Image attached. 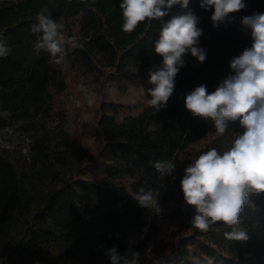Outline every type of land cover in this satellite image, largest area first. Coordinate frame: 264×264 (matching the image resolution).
Wrapping results in <instances>:
<instances>
[{
  "label": "trees",
  "instance_id": "16d2710c",
  "mask_svg": "<svg viewBox=\"0 0 264 264\" xmlns=\"http://www.w3.org/2000/svg\"><path fill=\"white\" fill-rule=\"evenodd\" d=\"M121 2L0 0V40L10 49L0 57V109L28 139L27 154L0 145V264H111V248L128 258L138 253L136 264H264V193H249L238 225L218 221L203 231L192 225L197 211L180 185L192 161L224 151L244 131L239 120L229 121L218 136L212 119L186 109L185 97L201 84L211 93L234 74L230 61L253 42L241 19L264 13V0H244L246 7L218 27L213 9L189 0L187 9L177 3L131 32L122 30ZM44 9L83 44L66 45L60 64L35 47L40 34L31 28ZM189 10L198 17L197 46L206 60L182 57L174 92L156 111L148 103L150 73L163 68L155 43L165 22ZM94 77L118 97L84 103L78 121L60 97L74 83L89 88ZM157 161L174 163L171 175L158 172ZM141 188L152 192L149 207L135 199ZM234 228L248 239L226 238Z\"/></svg>",
  "mask_w": 264,
  "mask_h": 264
},
{
  "label": "clouds",
  "instance_id": "9594fccd",
  "mask_svg": "<svg viewBox=\"0 0 264 264\" xmlns=\"http://www.w3.org/2000/svg\"><path fill=\"white\" fill-rule=\"evenodd\" d=\"M187 9L189 0H122L124 32L133 31L146 19H161L168 13L164 9L175 4ZM201 7L213 9V27L226 21L229 14L246 7L244 0H202ZM47 9L37 14L38 23L31 28L40 34L36 49L45 50L50 62L60 64L66 56V45L83 48L75 37H66L63 26L46 15ZM241 24L251 29L252 45L230 61L234 74L226 76L216 89L209 93L201 84L185 97V107L194 116L214 121L218 136H223L229 121L239 120L242 134L237 135L224 151L213 148L192 161L185 169L180 181L184 201L194 206L197 214L192 225L206 231L210 224L223 222L229 226L239 224V213L250 192L264 193V13L244 16ZM198 17L191 11L175 15L165 22L160 38L155 43V52L163 60L162 70L150 73L148 103L156 111L165 108L174 92L175 77L184 66L182 57L190 52L200 63L206 60V51L198 47L202 29ZM10 49L0 40V57L9 54ZM89 105L92 95L86 97ZM161 174L171 175L175 169L172 162L157 161L153 165ZM141 207H149L153 195L143 188L135 198ZM226 238L247 240L244 231L225 233ZM111 264H136L138 253L133 258L121 256L115 248L107 250Z\"/></svg>",
  "mask_w": 264,
  "mask_h": 264
},
{
  "label": "rangeland",
  "instance_id": "374dc122",
  "mask_svg": "<svg viewBox=\"0 0 264 264\" xmlns=\"http://www.w3.org/2000/svg\"><path fill=\"white\" fill-rule=\"evenodd\" d=\"M62 71L65 76L67 85L72 82L71 75L66 67L62 65ZM92 95L93 101L100 99L103 95L117 98L118 93L114 88L106 86L102 79L94 77L92 79L91 86L86 88L81 83L73 84V88L68 94L61 96L63 105L68 108L71 117H76L78 121H82L86 116L84 103L88 104L86 97ZM146 94L139 90L137 97L143 99ZM72 119V118H71ZM0 145L8 148L19 150L21 149L23 154H27L28 151V139L19 131L16 130L11 119L0 109ZM153 209L158 210V206L153 202Z\"/></svg>",
  "mask_w": 264,
  "mask_h": 264
}]
</instances>
